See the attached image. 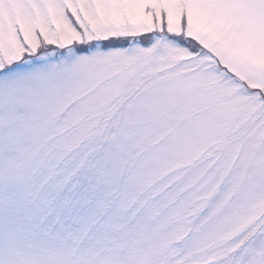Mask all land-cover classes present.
<instances>
[{"label":"snow or ice","instance_id":"1","mask_svg":"<svg viewBox=\"0 0 264 264\" xmlns=\"http://www.w3.org/2000/svg\"><path fill=\"white\" fill-rule=\"evenodd\" d=\"M0 264H264V0H0Z\"/></svg>","mask_w":264,"mask_h":264}]
</instances>
